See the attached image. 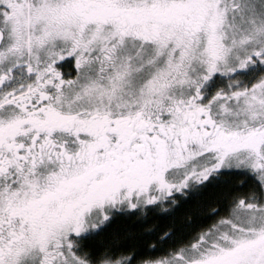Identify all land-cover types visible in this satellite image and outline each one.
Masks as SVG:
<instances>
[{
    "label": "snow or ice",
    "instance_id": "1",
    "mask_svg": "<svg viewBox=\"0 0 264 264\" xmlns=\"http://www.w3.org/2000/svg\"><path fill=\"white\" fill-rule=\"evenodd\" d=\"M0 264H264V0H0Z\"/></svg>",
    "mask_w": 264,
    "mask_h": 264
}]
</instances>
